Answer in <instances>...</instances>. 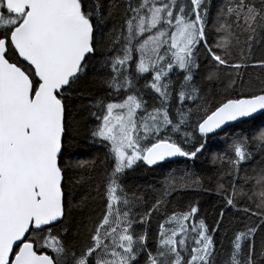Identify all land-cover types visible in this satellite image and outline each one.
Masks as SVG:
<instances>
[{
    "label": "snow or ice",
    "instance_id": "6c2138e0",
    "mask_svg": "<svg viewBox=\"0 0 264 264\" xmlns=\"http://www.w3.org/2000/svg\"><path fill=\"white\" fill-rule=\"evenodd\" d=\"M0 264H264V0H0Z\"/></svg>",
    "mask_w": 264,
    "mask_h": 264
},
{
    "label": "trees",
    "instance_id": "16d2710c",
    "mask_svg": "<svg viewBox=\"0 0 264 264\" xmlns=\"http://www.w3.org/2000/svg\"><path fill=\"white\" fill-rule=\"evenodd\" d=\"M212 2L214 7H218L223 3V0H212ZM84 102H87V100ZM223 139V136L216 137L210 142L211 150L213 152L218 151V149L223 146ZM72 151L76 157L85 160L99 155L98 150L90 146L86 134H82L78 137L77 144ZM185 172L195 173L197 176L204 179L205 187L209 189L214 185L213 178L216 176V171L204 157H201L196 161L179 160L172 163L167 168H157L155 171L143 169L132 173L128 182L130 185L139 188L141 191L150 190L153 187L159 188L170 174H173L175 178L179 180L181 175ZM174 195L178 200L186 201L198 199L209 225L214 224L222 209L225 211V223L231 222L236 226H242L243 222L252 223L255 221V218L249 220L242 213L238 214L232 209H224L221 197L211 190L208 192H179Z\"/></svg>",
    "mask_w": 264,
    "mask_h": 264
},
{
    "label": "water",
    "instance_id": "95a60500",
    "mask_svg": "<svg viewBox=\"0 0 264 264\" xmlns=\"http://www.w3.org/2000/svg\"><path fill=\"white\" fill-rule=\"evenodd\" d=\"M179 160H184L185 161V158H177V161H179Z\"/></svg>",
    "mask_w": 264,
    "mask_h": 264
}]
</instances>
